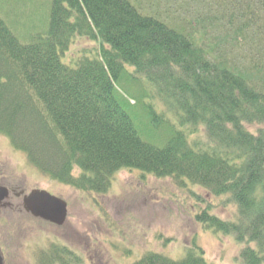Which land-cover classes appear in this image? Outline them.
Wrapping results in <instances>:
<instances>
[{
  "label": "trees",
  "instance_id": "trees-1",
  "mask_svg": "<svg viewBox=\"0 0 264 264\" xmlns=\"http://www.w3.org/2000/svg\"><path fill=\"white\" fill-rule=\"evenodd\" d=\"M196 1L205 14L176 26L132 0H52L48 34L26 45L0 17V133L82 193L105 196L135 170L228 197L236 220L205 210L197 222L246 245L244 264H264V0ZM80 38L94 48L64 63ZM124 82L140 86L139 103L166 108L150 105L163 147L141 138ZM58 244L51 264H82ZM193 247L180 261L151 252L135 264H209Z\"/></svg>",
  "mask_w": 264,
  "mask_h": 264
},
{
  "label": "rangeland",
  "instance_id": "rangeland-1",
  "mask_svg": "<svg viewBox=\"0 0 264 264\" xmlns=\"http://www.w3.org/2000/svg\"><path fill=\"white\" fill-rule=\"evenodd\" d=\"M132 1L145 13L157 14L176 26L205 14V4L196 0ZM51 9L52 0H0V17L25 45L48 34ZM93 48L90 41L80 38L62 60L70 63L73 53L89 52ZM146 81L143 78L141 84L146 86ZM139 89L133 82H124L122 92L132 103H139ZM150 105L156 112L166 110L159 103L144 99L135 107V113L131 112V118L145 143L163 147L167 133L155 129L160 126L152 122ZM255 128L250 130L256 131ZM198 137L204 139L202 130L194 136ZM1 181H10L16 192L49 191L69 204L68 219L60 228L42 224L25 214L11 216L10 210L0 208V247L6 255L5 264H45L46 256L54 251V243H69L80 255L82 264H135L150 252L180 261L194 245L203 250L209 264H244L240 254L246 245H239L231 236L207 230L196 220L197 215L209 210V214L223 221H233L237 207L228 197H213L200 187L124 170L116 175L100 204L95 205V195L51 181L49 176L31 167L26 156L15 151L0 134Z\"/></svg>",
  "mask_w": 264,
  "mask_h": 264
},
{
  "label": "water",
  "instance_id": "water-1",
  "mask_svg": "<svg viewBox=\"0 0 264 264\" xmlns=\"http://www.w3.org/2000/svg\"><path fill=\"white\" fill-rule=\"evenodd\" d=\"M8 197V191L4 187H0V202ZM24 207L27 212L32 213L37 218L49 221L58 226L65 224L68 216L67 203L50 195L46 191H33L24 200ZM4 257L0 251V264H5Z\"/></svg>",
  "mask_w": 264,
  "mask_h": 264
},
{
  "label": "flooded vegetation",
  "instance_id": "flooded-vegetation-1",
  "mask_svg": "<svg viewBox=\"0 0 264 264\" xmlns=\"http://www.w3.org/2000/svg\"><path fill=\"white\" fill-rule=\"evenodd\" d=\"M1 185L8 189V199L6 202L0 204V208L10 210L11 216L12 214L13 216H15L16 214H18V216H23V214H25L31 217V215L27 214L23 206L24 197L27 196L26 191L23 190L20 192H16V188L10 181H1Z\"/></svg>",
  "mask_w": 264,
  "mask_h": 264
}]
</instances>
